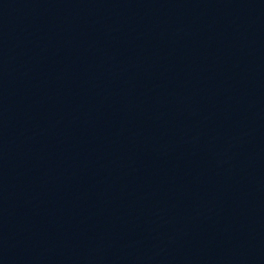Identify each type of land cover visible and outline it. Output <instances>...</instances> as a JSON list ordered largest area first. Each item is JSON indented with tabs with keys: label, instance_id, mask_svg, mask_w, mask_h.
<instances>
[{
	"label": "water",
	"instance_id": "95a60500",
	"mask_svg": "<svg viewBox=\"0 0 264 264\" xmlns=\"http://www.w3.org/2000/svg\"><path fill=\"white\" fill-rule=\"evenodd\" d=\"M0 46L105 75L264 94V0H0Z\"/></svg>",
	"mask_w": 264,
	"mask_h": 264
}]
</instances>
